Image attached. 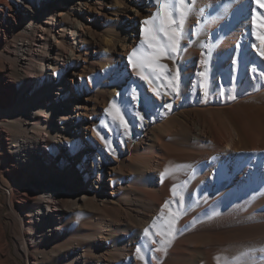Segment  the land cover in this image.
<instances>
[{
    "label": "bare ground",
    "instance_id": "6f19581e",
    "mask_svg": "<svg viewBox=\"0 0 264 264\" xmlns=\"http://www.w3.org/2000/svg\"><path fill=\"white\" fill-rule=\"evenodd\" d=\"M261 3L192 0L154 72L156 0H0V264L264 255Z\"/></svg>",
    "mask_w": 264,
    "mask_h": 264
},
{
    "label": "snow or ice",
    "instance_id": "6c2138e0",
    "mask_svg": "<svg viewBox=\"0 0 264 264\" xmlns=\"http://www.w3.org/2000/svg\"><path fill=\"white\" fill-rule=\"evenodd\" d=\"M260 2L261 0H258V3ZM156 3L159 5L158 11L153 14L150 20H145L143 22L150 25V27L144 30L145 39L143 44H146L148 48L151 49V52L142 54L138 58V65L133 64L134 68L137 66L142 69L147 67L153 69L154 72L157 68L167 69V65L159 64V60L162 56L177 54L179 52L180 42L183 37L182 27L184 18L191 10L190 4L192 0H156ZM261 7H264V3H261ZM156 21L159 23L157 24ZM136 54L137 50L134 49L129 60L131 61L132 56ZM261 55H264V53H261ZM140 75L143 79H148L147 76L143 75V72H141ZM201 75H204V73H201ZM153 91L159 95L157 89H153ZM165 171L168 172L169 170L166 169ZM173 194L176 195V185H173ZM165 207H167V202L165 203ZM168 223L170 226H173L175 220H169ZM145 232H147V229H145ZM169 235H171V232H169ZM137 252H140L139 248Z\"/></svg>",
    "mask_w": 264,
    "mask_h": 264
},
{
    "label": "rangeland",
    "instance_id": "374dc122",
    "mask_svg": "<svg viewBox=\"0 0 264 264\" xmlns=\"http://www.w3.org/2000/svg\"><path fill=\"white\" fill-rule=\"evenodd\" d=\"M190 11L188 12L187 16L184 18V22L185 20H187V18H189V16L192 14L193 12V9L190 7ZM49 16L42 13L41 15V21H45ZM7 21V18H3L2 19V23L6 22ZM20 21L19 19H17V22ZM156 23L158 24L159 22L156 21ZM184 24V23H183ZM56 30L58 31L59 30V26L56 28ZM8 34V33H7ZM6 35V33H5ZM162 38V37H161ZM137 59L139 58L136 57ZM139 61V60H137ZM8 66H10V64L8 63V65L6 66L8 68ZM40 69V68H38ZM6 79L9 80V82L11 84H15L14 82H12V77H10L9 74H7V76H5ZM94 78H86V85L91 88V85L96 87L98 85V81H96L95 79L93 80ZM11 80V81H10ZM91 82V83H89ZM68 85L70 86V88L72 89L73 86H76L74 85L72 82L68 83ZM69 86H66V87H63V89H68ZM110 111H111V114L115 117H118V118H123V119H129L130 115H129V112L121 105L119 104H113L110 108ZM56 116V115H54ZM57 117V116H56ZM113 124V123H112ZM112 124H110L112 126ZM115 125L113 124V127ZM61 145H65L64 142L60 143ZM28 185H31V184H26V186ZM257 252L255 251H247V252H240L238 253L236 256H233V258H215L214 261L216 262V264H264V255H261V254H255ZM254 254V255H253Z\"/></svg>",
    "mask_w": 264,
    "mask_h": 264
}]
</instances>
